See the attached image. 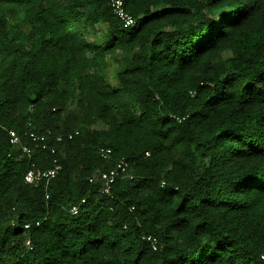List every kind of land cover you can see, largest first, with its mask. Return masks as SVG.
<instances>
[{
  "label": "trees",
  "instance_id": "1",
  "mask_svg": "<svg viewBox=\"0 0 264 264\" xmlns=\"http://www.w3.org/2000/svg\"><path fill=\"white\" fill-rule=\"evenodd\" d=\"M124 4L0 0V264H264V0Z\"/></svg>",
  "mask_w": 264,
  "mask_h": 264
},
{
  "label": "built area",
  "instance_id": "2",
  "mask_svg": "<svg viewBox=\"0 0 264 264\" xmlns=\"http://www.w3.org/2000/svg\"><path fill=\"white\" fill-rule=\"evenodd\" d=\"M110 6L112 8L113 13L118 16L123 22L126 27H132L136 24V19L133 17L126 9L124 0H110ZM2 130H6L10 136V141L13 144H20L21 143V137L19 133L13 129L6 127L1 121H0V132ZM29 137L33 142L38 143L42 149H46L51 151V153H56L58 150L57 143H60L64 140L65 137L68 139L73 138L75 133H68L66 136L64 135H58L56 136L55 144H52L49 141V138L46 133H37L33 130L27 132ZM23 151L27 153L29 156H32L33 153V147L27 144H23ZM100 154L104 158H108L112 154L111 148H101ZM62 167V164L59 162L58 158L54 156L52 160V164L48 167L40 168L34 160L30 161L29 168L27 169L24 179L27 183H35L38 181H46L48 182L52 178H54L58 172L60 171ZM129 163L126 159L121 158L117 164L108 170H99L98 173H96L92 178L91 181H100L101 187L100 192L102 193H109L113 187V184L116 182L118 177H129L132 178L133 174L128 169ZM77 205H74L71 208L72 213H76L78 211ZM26 227H29V225H26ZM148 239L151 240L153 243L154 248H156V239L148 236ZM30 242L27 241V244Z\"/></svg>",
  "mask_w": 264,
  "mask_h": 264
},
{
  "label": "rangeland",
  "instance_id": "3",
  "mask_svg": "<svg viewBox=\"0 0 264 264\" xmlns=\"http://www.w3.org/2000/svg\"><path fill=\"white\" fill-rule=\"evenodd\" d=\"M102 27V26H101ZM90 39L91 40H94V41H101L102 39V31H99L98 33L96 34H90ZM116 68H117V64L116 63H111L110 64V68H109V80L114 83V72L116 71Z\"/></svg>",
  "mask_w": 264,
  "mask_h": 264
}]
</instances>
